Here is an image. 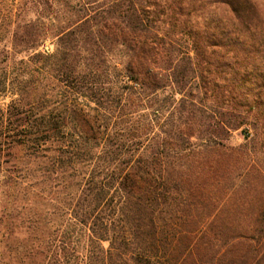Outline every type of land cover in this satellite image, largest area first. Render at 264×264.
I'll return each mask as SVG.
<instances>
[{
    "label": "trees",
    "instance_id": "obj_1",
    "mask_svg": "<svg viewBox=\"0 0 264 264\" xmlns=\"http://www.w3.org/2000/svg\"><path fill=\"white\" fill-rule=\"evenodd\" d=\"M44 3L0 81V264H264V195L230 199L248 102L201 91L256 38L250 1Z\"/></svg>",
    "mask_w": 264,
    "mask_h": 264
},
{
    "label": "rangeland",
    "instance_id": "obj_2",
    "mask_svg": "<svg viewBox=\"0 0 264 264\" xmlns=\"http://www.w3.org/2000/svg\"><path fill=\"white\" fill-rule=\"evenodd\" d=\"M45 1L0 0V81L4 75H7L9 84L17 78L24 77L21 71L24 64L21 63V59H26L27 55L24 52L16 54L11 44L16 31L21 33L26 25H30V21L34 22L38 16L47 14L44 12ZM249 1L254 13L252 30L256 33V38L244 40L242 44L233 46L231 51L226 52L225 56L228 58L226 61L229 62L227 69L215 76L207 75L209 80L214 77L219 83L218 86L206 87L208 85H205L201 91L205 92L206 106L212 107L213 110L216 107L223 112L228 106L226 101L222 100H227L226 94L229 91L223 84L236 82L233 89L236 100L240 103L248 102L243 107L241 106L243 113H247L246 124L230 129L225 144L237 149L234 156L236 172H241L243 176L247 170L253 169L243 179L242 176L235 179L237 184L241 181L245 182H241L233 192L231 202L234 205L254 207L261 203L264 195V0ZM54 4L56 5L54 8L57 9L58 3ZM215 13L221 15L223 12L216 8ZM44 49H53L50 39H46L38 48L41 51ZM223 51L224 48L220 50V52ZM220 61L215 60L216 63ZM235 74L234 81H231ZM216 94L218 97L214 103H218L214 107L212 103ZM9 99V93L0 96V104H6ZM249 105L252 106L251 110H249ZM192 140L196 142L195 138ZM238 217L239 219L246 218L245 212Z\"/></svg>",
    "mask_w": 264,
    "mask_h": 264
}]
</instances>
